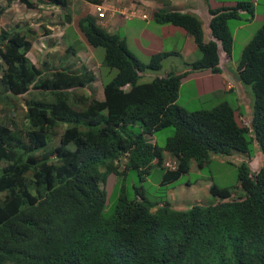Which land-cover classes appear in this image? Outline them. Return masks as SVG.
<instances>
[{
    "label": "trees",
    "instance_id": "trees-1",
    "mask_svg": "<svg viewBox=\"0 0 264 264\" xmlns=\"http://www.w3.org/2000/svg\"><path fill=\"white\" fill-rule=\"evenodd\" d=\"M48 1L62 8L69 2ZM242 11L252 15L253 3L209 8L208 41L190 12L158 10L152 19L193 38L200 52L193 70L218 73V49L229 55L233 42L227 22ZM77 25L89 45L104 49L106 66L116 69L102 100L73 92L89 79L84 70L37 67L28 56L26 28H0V264H264V21L236 68L238 81L253 94L249 126L238 123L242 112L227 101L209 110L177 105L188 71L138 83L169 52L144 63L124 36L108 32L95 16L84 15ZM18 99L21 125L8 120ZM167 127L173 134L164 146L146 138ZM167 151L177 158L175 170L163 166ZM233 153L256 159L237 167L238 197L228 199L233 188L212 185L211 202L181 210L170 205L168 185L188 173L192 161L201 169L212 155ZM153 166L162 177L150 195L137 182ZM128 168L136 172L134 182L121 185ZM110 175L118 195L107 217Z\"/></svg>",
    "mask_w": 264,
    "mask_h": 264
},
{
    "label": "rangeland",
    "instance_id": "rangeland-1",
    "mask_svg": "<svg viewBox=\"0 0 264 264\" xmlns=\"http://www.w3.org/2000/svg\"><path fill=\"white\" fill-rule=\"evenodd\" d=\"M34 1L36 2V8L29 10L16 0H0V4L2 6L4 5V8H2L4 9L3 14H1L0 10V15H2L1 24L8 28L15 24L26 28L27 36L32 41L31 51L28 53V56L37 67L45 69V66H48L49 69H45L46 71L56 68H65L71 72H81L84 70L83 72L88 74L86 77H89V79L83 80L81 86H75L73 88L74 90L72 89L73 92L75 91L76 94L83 93L91 97L94 96V98L102 100L103 96H105L104 87L111 81L116 73V69L106 66L104 62V49L102 47L90 46L77 27V20L79 16L85 13L84 7L86 8V6H82V11H79L76 9L78 4L74 0H69L67 6L64 8L53 6L51 9H45L44 7L41 8L39 0ZM238 1L252 2L254 13L251 15L248 11H242L240 12L239 18L230 19L227 22L229 30L232 33L233 42L229 55L220 52L222 54L219 65L220 72L212 73L209 70H193L192 62L195 60V56L184 51V53L169 54L168 57L163 58L159 69L145 70L138 80V83L149 82L156 76H167L169 73H183L188 71L187 76L181 79L176 101L177 105L182 106L187 111L209 110L221 102L227 101L233 107L238 106L241 110L242 117L237 118L238 123L249 126L252 116L253 94L250 86L243 85L238 81L236 67L240 60L243 47L261 27L264 21V0H173L176 4L174 5V9L177 6H181L182 9L179 11L190 12L197 16L202 25L207 26V28L209 8L221 5L229 6ZM42 2H47V0H42ZM56 8L62 13V19L59 20L62 22L53 25L51 32L43 34L44 28L48 25L47 23L52 20L47 19L50 17V13L52 12L54 15L59 13V11H56ZM110 14L111 11H106V17L99 19V22L107 20ZM38 20L41 21L38 22ZM43 21L47 23L43 24ZM56 21L54 19L53 22ZM149 23L154 27L160 28L149 36H141V39L138 40L141 44L147 42L151 46L165 49L166 51H178V49H181L183 34L186 33L182 28L170 24H155L152 21H149ZM125 24L124 26L137 30L142 25H145V21H141L138 18L132 22L127 21ZM126 27L118 29V34L123 36ZM165 27H174L177 32L174 33ZM131 42V37L129 36V44ZM137 44L138 49L139 43ZM91 49H95L93 50L92 61L88 58L91 54ZM132 50L134 49L132 48ZM152 54L154 53H144L141 49L138 55L141 61L147 63ZM74 68L77 71H74ZM231 87H233L234 92L227 91ZM19 102H21L20 99L14 102L16 108L8 120H13L18 125H21L25 115L23 105ZM0 104V108L5 107V105L2 106V103ZM1 116L2 113H0ZM63 129L64 127H60L58 131H62ZM172 134L173 128L167 127L156 131L152 136H146V138L151 143L164 146L167 138L172 136ZM254 152L253 154H255ZM245 160L248 161L247 155L233 153L229 157L213 155L209 162L203 164L201 169L192 162L188 173L183 174L176 182L168 185V187L173 188L167 195L170 205L175 209H185L193 203L200 202V204H206L213 201L208 192V187L212 183L220 187L233 188L232 198L237 197V167ZM249 161L256 162V159L252 156ZM125 162L126 159L121 158L120 169L124 168ZM252 170L253 168H251ZM135 173L134 170L128 168L126 170L125 180L122 176L119 179V183L122 185L128 179H130V182H134L133 175ZM143 177L144 180L141 178L138 180L137 177L138 189L139 191L144 190L151 195V191L156 192V189L159 187L162 171L157 166H153L150 173ZM115 182L116 177L110 175L105 183L108 196V202L105 208V215L107 217L112 213L118 195V192L116 193V190H113Z\"/></svg>",
    "mask_w": 264,
    "mask_h": 264
},
{
    "label": "crops",
    "instance_id": "crops-1",
    "mask_svg": "<svg viewBox=\"0 0 264 264\" xmlns=\"http://www.w3.org/2000/svg\"><path fill=\"white\" fill-rule=\"evenodd\" d=\"M40 1L41 2H39V3H40L41 8L44 7L45 9L46 8L51 9L53 6L58 7L57 5L49 4L48 0H47V2H42V0H40ZM74 2L78 4L76 9H78L79 11H82V6H84V5L86 6V8L84 7L85 13L82 14L81 16H79V18L84 16V15H87V14H90V15L97 17L96 12H95V7H94L95 4H91L89 2H86L85 0H74ZM100 5L104 8L105 14H106V11H111V14L109 15L107 20H105V21L103 20L102 22H99V19H103V18H99V17L97 18V21H98L97 23H99L108 32H117L118 29H123V27L125 28L126 26H124V24L127 21L132 22L138 18L141 21H145V25H142L137 30H134L131 27H126V30H124V34H123V36L126 39L128 49L139 60L141 58L139 57L138 54L140 53L141 49L143 50L144 53L153 52L154 54H156V53H160V52H169L172 55L177 54L178 52L184 53V51H185V52H188L190 54H194L195 59L199 57L200 53H199V51H198V49H197V47L193 41V38L190 35H188L187 32L183 34V41L181 43V49H178V51H176V50L166 51L165 49H161L158 47L151 46L150 43L144 42L143 44H141L138 41L141 39V36H144V35L149 36V35L153 34V32L158 31V28H160V27H154V26L150 25L149 21L154 22L152 19V15L155 11L162 10V9L173 10L174 5H176L173 2V0H165V1H163V0H121V1L120 0H102V3ZM3 6L0 4L1 14H3V10H4V9H2V8H4ZM59 8H62V7L59 6ZM28 9L31 10L34 8H28ZM175 9L180 10L182 8H181V6H177V8H175ZM56 11H59V13H56V15H54L51 12L50 17L47 18L49 20L52 19L51 22H49V23L44 22V21L42 22V23H47L48 24L47 26L49 29L53 25H55L56 23L62 22V21H59L60 19H62L61 11L58 10V8H56ZM105 17H106V15H105ZM54 19L57 21L53 22ZM1 20H2V15H0V24H1ZM40 21L41 20H38V22H40ZM46 21H48V20H46ZM155 24H157V23H155ZM0 26H3V25H0ZM202 27H203L204 41L211 40L212 36H211L207 26L202 25ZM165 28H168V30H172L174 33L177 32L176 29H174V27H165ZM170 28H172V29H170ZM82 36H83V34H82ZM129 36L131 37V41H132L131 44H129ZM136 41H138V42H136ZM137 43H139L138 49H137V46H138ZM131 45H132V47H130ZM132 48L134 50H132ZM136 49H137V52H136ZM93 50H95V49H91V54L88 57L91 61L93 60L92 59ZM220 52H222L221 49H219V51H218L219 58L221 59V55L223 54V52H222V54ZM166 57H168V56H166ZM229 89L230 88H228V90Z\"/></svg>",
    "mask_w": 264,
    "mask_h": 264
},
{
    "label": "clouds",
    "instance_id": "clouds-1",
    "mask_svg": "<svg viewBox=\"0 0 264 264\" xmlns=\"http://www.w3.org/2000/svg\"><path fill=\"white\" fill-rule=\"evenodd\" d=\"M17 1V0H16ZM32 2H33V4H34V6L33 7H31V8H35V5H36V2H34V0H32ZM39 2H40V0H39ZM20 3V2H19ZM96 6H101L100 4H95V12H96ZM59 7V6H58ZM102 7V6H101ZM28 8V7H27ZM102 9H103V12H104V16L103 17H99L98 16V14H97V12H96V15H97V17H96V21H97V18L99 17V18H104L105 17V10H104V8L102 7ZM88 15V14H87ZM90 15V14H89ZM98 22V21H97ZM43 24H45V23H43ZM99 24V23H98ZM0 25H2V24H0ZM17 24H15L14 26H16ZM100 25V24H99ZM19 26V25H18ZM10 27H13V25L12 26H10ZM19 27H23V26H19ZM77 27H78V25H77ZM0 28H7V29H10V28H8L7 26H0ZM79 29V28H78ZM28 31H30L29 29H28ZM52 31V29L50 28H48V26H46V28H44V33L43 34H47V33H49V32H51ZM80 31V30H79ZM81 32V31H80ZM111 33H113V32H111ZM91 46V45H90ZM219 49H221V48H219ZM219 49H218V51H219ZM199 51V50H198ZM221 51L223 52V50L221 49ZM224 54H226L225 52H223ZM219 55V54H218ZM219 65H220V58H219ZM237 68V67H236ZM74 70H76L75 68H74ZM210 71V70H209ZM237 73V72H236ZM116 74V73H115ZM176 74H179V73H176ZM187 76V75H186ZM185 76V77H186ZM234 76V75H233ZM233 87H231L230 89H232ZM229 89V90H230ZM228 90V89H227ZM104 97V96H103ZM178 98V97H177ZM177 101V100H176ZM153 134H151L150 136H152ZM241 154H243V155H247L246 153H241ZM213 156V155H212ZM222 156V155H221ZM165 158H164V160H163V166H165V167H167L168 169H170V170H175V169H177V167H178V161H177V158L174 156V155H172L170 152H165V156H164ZM227 157H229V156H227ZM248 157V156H247ZM251 159V158H250ZM247 161V160H246ZM248 161H249V157H248ZM193 163H195L196 164V162L195 161H192ZM191 162V163H192ZM241 164V163H240ZM239 164V165H240ZM197 165V164H196ZM238 165V166H239ZM197 167H198V165H197ZM212 185H217V184H214V183H212L210 186H212ZM209 186V187H210ZM209 187H208V192H209ZM171 190H173V188H171V189H169L168 191H167V195H168V192L169 191H171ZM233 192V189H231V196L228 198V199H234V198H232V193ZM237 192L238 193H241V190H240V188H237ZM237 193V194H238ZM210 194V193H209ZM239 195H237V197H238ZM168 197V196H167ZM236 198V197H235ZM181 210V209H180Z\"/></svg>",
    "mask_w": 264,
    "mask_h": 264
},
{
    "label": "built area",
    "instance_id": "built-area-1",
    "mask_svg": "<svg viewBox=\"0 0 264 264\" xmlns=\"http://www.w3.org/2000/svg\"><path fill=\"white\" fill-rule=\"evenodd\" d=\"M96 12L98 14L99 17H103L104 16V12L101 6H96Z\"/></svg>",
    "mask_w": 264,
    "mask_h": 264
}]
</instances>
